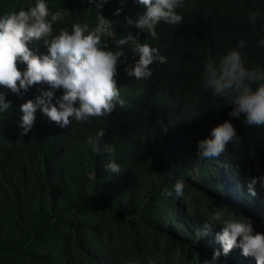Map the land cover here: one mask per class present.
<instances>
[{
    "label": "trees",
    "instance_id": "1",
    "mask_svg": "<svg viewBox=\"0 0 264 264\" xmlns=\"http://www.w3.org/2000/svg\"><path fill=\"white\" fill-rule=\"evenodd\" d=\"M33 0H0V14L25 10ZM51 11L67 10L55 24L58 33L74 23L94 27L98 10L88 0H46ZM119 0L100 10L112 21L116 38L138 29L126 25L144 8L126 0L120 15ZM178 14L179 26L157 25L158 39L140 33V42L157 47L167 63H154L147 81L127 77L118 69L117 87L128 106L109 117L88 123L73 121L58 129L37 123L28 138L13 140L11 120L15 106L34 92L21 97L7 89L12 107L0 114V264H203L214 251H221L215 235L221 226L210 227L200 238L204 221L216 213L224 220L253 221L254 230L264 233V189L249 198L246 181L264 174V128L243 124L228 116L225 98L202 89L203 65L209 56L219 58L234 49L240 39L245 66L264 70V0H185ZM252 12L261 13L255 26ZM111 50L114 41L105 37ZM38 55L47 54L42 42L31 46ZM129 66L138 57L128 47ZM21 71L25 65L19 64ZM146 103L144 110L136 106ZM231 120L240 137L238 147L229 143L219 157L201 159L197 143L211 138V130ZM103 129L102 143L114 153H97L87 142ZM161 132L163 148L152 139L131 141L130 131ZM22 139L23 143L17 142ZM114 160L121 174L106 165ZM176 178L186 182L182 198L164 197ZM220 264H256L241 255L239 248Z\"/></svg>",
    "mask_w": 264,
    "mask_h": 264
},
{
    "label": "clouds",
    "instance_id": "2",
    "mask_svg": "<svg viewBox=\"0 0 264 264\" xmlns=\"http://www.w3.org/2000/svg\"><path fill=\"white\" fill-rule=\"evenodd\" d=\"M110 0H88L89 5L98 10V21L94 27L88 23H74L71 30L61 28L57 33L54 25L62 21L67 10L51 11L46 0H33L26 10L4 12L0 14V87L9 90L18 98L30 88L41 85L45 89L34 92L27 100L15 106L11 124L13 140L28 138L36 129L37 123L53 128H69L73 121L88 123L92 119L109 117L122 111L128 102L121 97L117 87L118 69L124 65L127 77L147 81L152 75L154 63H167L157 47L140 42V33H146L153 40L158 39L157 25L164 23L175 27L182 25L184 18L178 9L185 5V0H136L144 8L142 14L134 20L125 17V24L139 31L133 34L127 31L121 38H116L112 21L101 15L100 10ZM113 15H120L126 0H119ZM262 18L261 13L252 12L248 22L253 26ZM105 37L114 41L117 50H111ZM35 42H42L47 47V54L38 55L30 47ZM264 47V40L259 41ZM128 47L132 56L138 57L129 66V55L124 51ZM246 41L240 39L235 48L219 58L209 56L203 65L202 89L213 97L225 98L231 106L228 116L239 119L243 114V124L249 127L264 128V70L245 66L246 57L241 49ZM25 65L23 71L18 67ZM7 92L0 91V114H6L12 107V101L6 99ZM146 109L143 103L136 106ZM105 136L103 129L98 130L87 142L95 152L114 153V148L102 143ZM131 141L152 139L163 148L165 137L152 130V135L131 129ZM17 142L23 143L20 139ZM240 137L231 120L211 130V138L198 141V154L201 159H213L225 152L231 143L238 147ZM106 168L113 175L121 174V168L110 160ZM249 198L257 195L258 185L264 189V174L248 178L246 181ZM186 182L176 178L172 190L163 188L164 197L182 198ZM221 213L216 212L209 221H204L200 238L209 234L210 227L221 226V232L215 235L221 245V251H214L210 260L203 264H220L221 254L227 256L233 249L239 248L241 255L252 257L256 264H264V233L254 230L253 221L224 220L221 225Z\"/></svg>",
    "mask_w": 264,
    "mask_h": 264
}]
</instances>
